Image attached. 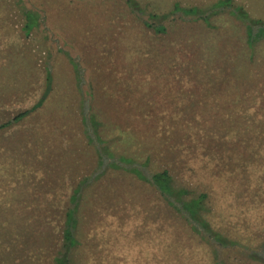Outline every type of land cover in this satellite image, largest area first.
Listing matches in <instances>:
<instances>
[{
  "label": "rangeland",
  "instance_id": "1",
  "mask_svg": "<svg viewBox=\"0 0 264 264\" xmlns=\"http://www.w3.org/2000/svg\"><path fill=\"white\" fill-rule=\"evenodd\" d=\"M218 1L0 0V264H264V0Z\"/></svg>",
  "mask_w": 264,
  "mask_h": 264
},
{
  "label": "trees",
  "instance_id": "2",
  "mask_svg": "<svg viewBox=\"0 0 264 264\" xmlns=\"http://www.w3.org/2000/svg\"><path fill=\"white\" fill-rule=\"evenodd\" d=\"M216 6H217V9H215V12H227V11L239 12L243 8L240 6V4H237V5L232 4L231 0H220L216 3ZM193 7L189 6L188 9L190 8V10H192L194 9ZM27 13L30 17L31 13L28 10H24V14H27ZM241 20H243L244 22V26H245L244 31H245L248 41H252L256 38L260 39L264 37V20L263 19L256 17V16L247 15L244 12ZM25 23L26 25L24 24L25 26H22L21 29L23 30L25 34H27L31 28H26V26H28L27 25L28 22H25ZM146 25L150 26L151 24L146 22ZM46 83L47 82H45V84ZM39 103H40V98L36 102H34V104H32L31 108L36 107L37 105H39ZM29 109L30 108H23V109L16 111L9 119H6L0 122V127L8 125L9 123L13 121H17L18 119L22 118L29 111ZM82 130H83L84 135H86L87 137H90L91 134L89 133V131L91 130L88 128V124L86 122L84 123V128ZM93 132H95L94 129L92 133ZM125 159L133 160L128 157H126ZM147 180H149L159 190L160 195H162L165 199L167 197L172 198V199H168L169 200L168 203L171 204L175 210L180 212L184 218L189 219V220L192 219L193 221L199 222L204 227H211L209 223L207 222V220L202 215L201 202L205 196L204 192H200L198 193V195H196L195 193H191V191L188 188L182 187L179 184H174L166 168H161L160 170L151 171V173L147 177ZM75 189L76 188L74 187L71 193L69 194V198L71 201L74 200L75 191H76ZM182 192L183 194L185 193L187 194L188 192V196L183 197ZM74 207L75 206H67V209H66L67 221H66V224L65 223L64 225L61 224V228H60V230L62 231L61 241L63 240L62 247H63V251L65 250L64 251L65 253H66V249L70 250L71 248L70 245H72L71 243H74V241H77V238L74 233L75 230L73 227L74 221L72 223L70 222V218L74 211ZM213 231L217 232L218 235L219 234L221 235L219 231H216L212 229L211 227L210 232H213ZM65 253L63 255H64V258L66 259L67 255ZM261 259L264 260L263 257H261ZM64 263L65 262L63 261L61 262V264H64ZM65 264H73V263H71L70 260L68 262V259H66Z\"/></svg>",
  "mask_w": 264,
  "mask_h": 264
}]
</instances>
